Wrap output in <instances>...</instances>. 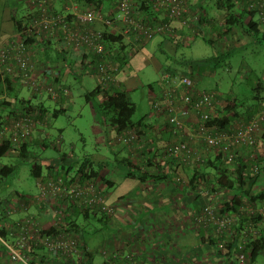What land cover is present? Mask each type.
<instances>
[{
    "label": "built area",
    "instance_id": "2783aa9c",
    "mask_svg": "<svg viewBox=\"0 0 264 264\" xmlns=\"http://www.w3.org/2000/svg\"><path fill=\"white\" fill-rule=\"evenodd\" d=\"M142 2L147 3L150 11L141 7ZM189 2L190 0H121L115 8H109L104 14L93 5L81 4L75 0H30V18L23 23L21 29L0 40L2 80L9 75L19 86L28 87L32 92H46L56 98L58 94L52 84L54 74H45L40 79V74L48 68L42 69L40 74L36 68V64L47 59L41 41L43 38H51L65 53L71 54L80 48H89L102 56L97 64L88 61L87 67L78 63L77 68L83 67L87 73L93 70L102 89H108L112 84L121 83L122 79L119 63L115 59L119 48L117 44L115 49L107 47L105 33L124 36L129 57H133L135 51L141 48L140 43H147L163 35L177 37L184 26L190 28L193 22L196 23L199 20L198 11H194ZM259 4L263 7L261 13L264 14V1L258 0ZM254 6L255 3H251V7ZM98 23L102 26L98 27ZM28 38L34 39V42L28 44ZM59 87L61 93H70L66 85L61 84ZM1 97L2 95L0 99ZM226 105L228 101H221L216 92L198 88L189 72L165 71L161 73L158 88L153 95L151 113L161 120L167 139L162 140L159 145L154 137L147 139L144 134L146 131L140 133L138 130L128 129L117 136V141L130 149L137 146L140 153L146 141L151 142V157L164 156L163 163L175 164L180 173L183 172V166L188 170L201 168L217 155H223L225 164L231 169H235L240 156L249 161L247 174H260L262 170L256 145L264 128V110H238V114L225 127L207 126L205 122L211 118V114L218 111L217 108L225 112ZM33 124L34 117L28 115L19 117L10 125L0 124V141L9 138L17 146L21 139L30 140L35 131ZM180 182L190 184L189 180ZM197 182L198 180L194 184ZM38 187L39 194L32 197L31 201L42 206L49 200L46 206L54 213L53 217L43 221L31 213L26 214L27 205L23 201L16 198L4 201L0 210V264H57L49 257L56 255L59 260L67 261L71 255L78 258L82 254L77 238L67 236L68 233H42L45 227L49 229L56 224L58 218L55 217L63 213V210L54 208L58 196L76 202L82 208L97 209L109 217L116 213L115 203L109 200L102 180L97 177L83 178L81 175L71 174L60 176L56 180L39 181ZM232 192L225 189L216 191L205 182L196 187L193 194L198 197L201 208L196 213L195 220L197 227L209 230L218 240V247L225 250L226 242L223 238L231 235L233 225L238 224L241 218H246L245 228L240 230V240L234 247L232 264H251L245 245L247 240L258 237L264 230V200L247 201L233 213L221 210L222 200L228 199ZM138 226L137 231L141 235V226ZM133 239L135 244V238ZM212 250L216 251L214 245ZM139 251H128L118 263L138 264L135 257ZM103 253L112 259L113 248H105ZM140 260L143 261V257Z\"/></svg>",
    "mask_w": 264,
    "mask_h": 264
},
{
    "label": "trees",
    "instance_id": "16d2710c",
    "mask_svg": "<svg viewBox=\"0 0 264 264\" xmlns=\"http://www.w3.org/2000/svg\"><path fill=\"white\" fill-rule=\"evenodd\" d=\"M75 1H79L81 4L85 5H93L95 8L105 14L109 10V8H115L121 0L116 3L111 2L109 5L104 3L105 0ZM201 1L203 3L204 0ZM261 1L263 2L264 0ZM251 3H255L256 6L251 7ZM215 5L221 9H226V14L223 17L224 24H221L222 27H218V25H216L217 28L214 27L217 29L218 38H223L224 36L235 32L236 29L237 32L242 33L244 37H248L255 41L258 40L259 42L264 40V14L261 13L263 7L260 4L258 5V0H216ZM141 7L145 10L150 11V7H148L147 3L145 2H142ZM200 7L201 8L197 9L199 20L196 23L193 22L190 28H185L184 26V28L180 31L179 35L175 39L169 35H164V37L173 41L174 43L179 44V42L175 40L181 38L180 36H182V39L192 38L186 37L185 35V33L188 32L186 31L188 28L189 30L196 31L193 34L194 38L203 37L204 40L210 43L216 42L217 39L208 36L211 34L212 31H214V28L211 29V26L206 28L204 27V25H202L203 22H206L205 20L206 17H208V13L206 14L204 11H201V9H204V6L201 5ZM30 16L31 12H29L17 21V30L22 28L23 23H25L26 20L30 18ZM208 29L210 30L209 33ZM104 38L108 43L107 47L109 46L111 49H115V45L117 44V47L119 49L116 53L115 59L119 63L120 70H122L127 66L130 61V57L127 51L128 44L125 42L124 36L113 33H105ZM26 42L28 44H31L34 42V39L28 38ZM41 43L43 46L42 49H44L45 52L44 55L47 57V59L45 61L39 62L38 65L36 64L37 73L40 74L42 69L48 68L47 71L40 74L39 78L42 79L45 74H54L53 76L55 83L59 82V80L61 79V84L66 85V83L62 82L64 79V68H66V66H64L65 62L67 63L71 60V63L67 65V67L75 66L77 68L78 63H81V66L87 67L88 61L90 63L92 62L94 64H97V62L102 59V56L100 57L99 55L95 54V52L89 48H80L77 51L72 52L71 54L65 53L61 50L58 44H55L52 41L51 38H43ZM248 43L249 42H246V44ZM162 50L163 49H161V51ZM139 51L140 50H136L134 55L139 53ZM74 55L75 57H73ZM57 61L62 62V66L59 67V65H57ZM181 62L182 63L178 65L186 66L183 69H186L185 71L189 72L192 75L193 80L197 84V79L194 77L192 69H194V65H199V62L187 60H181ZM176 68L179 69V67H177V65L175 64L160 66L161 73L165 71L177 73L178 71L176 70ZM80 70L85 72L83 67H81ZM73 71L76 72L74 68L72 69V72ZM54 82L52 84L55 87L58 95L56 98H54L51 94H48V97L53 98L55 100H59L62 99L64 96L67 97L72 94L71 88L66 85L67 88L70 90V93L62 97L60 87L56 86ZM21 87L23 86H19V84H16L14 81H12L9 75H6L3 80L2 76L0 75V95H2L0 99V124L10 125L13 124V121L15 122L17 119H19V117L27 115L32 116L34 117V135L31 137L30 140L21 139L20 143L17 146L14 145L9 138H6L4 141H0V157L6 154L17 153V155L21 156L24 159H32V172L37 178V183L39 181H48L50 179L56 180L60 176L64 177L74 174L79 176L81 175L83 178L97 177L98 179L106 181L109 185L107 180L108 178L106 177V175L102 174L101 169L104 168L102 164L95 165V163L92 162L89 157L76 158V156H72L71 154H67L65 152H62L60 154V157L53 159L48 164L47 173L44 174L41 169L40 160L35 157V152L31 151V146L40 143L42 147H48L52 144L46 142V138H48V130L46 129H48V126L50 125L51 111L45 106L43 102L44 100H42V98L43 94L46 95L47 93H38L35 91L32 92L30 90L31 97L26 98L20 95ZM127 87L128 86H126V84L121 81V83H117L115 85L112 84V86L108 89H102L101 85L98 83L95 89L86 93L87 101L92 103V108L95 115H100L102 117V120H104V124L106 126L105 130L110 129L114 132V139H117V136L120 133H123L128 129H133L134 131L138 130V132L143 133L144 131H146L145 127L149 125L146 122V119L135 120L133 118L137 110V106L132 100ZM150 88L153 89L155 87L150 85ZM253 89L254 91H256L255 98L257 99V101H259L258 104L263 105V108L261 110H264V82H257ZM33 98L37 101L34 102ZM236 100L237 98L233 100L227 99L228 105L224 107L225 112H223V110H221L220 108H217L218 111H215V113L211 114V118L207 120L205 124L210 127H225L227 124H229L231 120L235 117V115L238 114L239 108L237 107ZM255 109L258 108L255 107ZM62 111L64 112L65 109H56L54 110L52 115L55 117L59 115ZM259 137L260 140L258 142V145H256L258 150L264 144V128L261 131ZM52 146L55 149L60 150V146L56 144H52ZM124 146L126 147L127 145ZM133 147L135 148L130 149L127 147L129 151L132 152V154H129L130 158H124L125 166L129 170L128 174L132 177H136L138 181L142 182L143 184L149 179L161 180L162 178H164L160 170L157 169V165H154L150 152H147L145 150L147 148V144H145L142 153H140L139 148H136L137 146L134 145ZM146 153H149L151 158H147L145 155ZM257 154L261 162V156L263 153H261V150H259V153L257 152ZM223 158V155H217L216 157L202 165L201 168L195 167L191 169L192 171H194L195 169L199 170L198 173H196L192 176L191 179H189L190 185L194 188V190L196 189V187H199L200 184H204L205 182L206 184H209V186H211L212 188L218 186L219 189L233 191L232 193H230L228 199L224 198L222 200L221 205V210L228 211L231 213L237 211L241 204L246 203L247 201L256 202L258 200H264V187L260 189L256 188V184L260 179L259 177L261 173L253 175L247 174L249 172L250 166L249 161L243 160L240 156L237 158V162L235 163V169H231L230 167H228V165L225 164ZM36 159L39 160V164ZM0 166L1 184L6 180V178L10 174H12L16 170V166L13 164H0ZM207 167H212L215 172L214 170L213 172L206 170ZM197 180V183L199 185H197V183L194 184V182H196ZM195 193L197 195L198 191H196ZM16 194L17 196L14 198L23 201L27 205L26 214L31 213L32 215L39 217L43 221L52 219L54 213L52 214V210L48 206H46V204L50 202L49 200L44 202L46 204L42 205V207L39 204L33 203L31 201L32 197L35 196L32 195V197H26L25 194L19 192H16ZM195 197L196 196H194V198ZM11 199L13 198H8L9 201ZM195 200L197 201L200 209L201 204L198 201V197H196ZM4 201L5 198L3 199L0 194V210ZM32 205L33 210L31 211L30 209ZM129 206V218L131 217V220L135 221L137 224H141L138 219L139 211H135L134 209L136 208L131 205ZM43 208H45V210ZM54 208H59L60 210H63V213L62 215H58L57 217H55L56 219L58 218V222L56 224L51 225L49 229L45 227L44 229H42V233H54V235L61 234V232L65 233V235L68 233L67 236L77 238L79 247L82 250L80 251V253L82 254L78 255V258L75 257V255H71L67 261L59 260L56 255H52L49 258L54 263L96 264V253H100L102 255V260L100 264H119L118 261L122 256L127 254L130 250L137 249L140 251L136 253L135 261L138 264H143V261L140 260L143 256V249H139L137 245L134 244L133 239L136 238L137 235H139V232L136 235L133 232L131 239L126 240V243L128 241L129 243H131V249L125 250V247L122 245H113L114 242H112L111 238L109 237H104L102 240L100 239V242H98L99 248L95 249L89 244L88 240L91 237L92 240L95 239L93 236L98 234L96 233V231H98L99 228L94 223V221H99L102 225L100 228L106 232V230L108 229L106 222L109 216L103 215V213L99 212L97 209L92 210L89 208H82L76 202L67 201L66 198H61V196H58L55 200ZM81 216H83L87 225L84 223H80L79 218ZM246 220V218H241L238 224L233 225L231 235L223 238L226 242V251L221 250L218 247V240L216 239L217 242L214 245V247L216 248V252L221 253L225 261L229 256L233 255L234 247L236 246V243L240 240V230L245 228ZM138 228L139 226H136L135 231L139 230ZM263 231L264 230L261 231L258 237L254 239L250 238L249 240H247V243L245 245V251H247V257L251 264H258L260 258H262V264H264ZM87 233L88 238L86 239ZM99 234L101 235V238L104 235V233ZM110 247L113 248V256H111L112 259H110L109 257L107 258L103 253V249H109ZM38 252L40 253V251Z\"/></svg>",
    "mask_w": 264,
    "mask_h": 264
},
{
    "label": "rangeland",
    "instance_id": "374dc122",
    "mask_svg": "<svg viewBox=\"0 0 264 264\" xmlns=\"http://www.w3.org/2000/svg\"><path fill=\"white\" fill-rule=\"evenodd\" d=\"M118 1L119 0H105L104 3L109 5L111 2L116 3ZM199 1L200 6H204L209 16L216 19L218 27H222L221 23L226 14V9L217 7L215 5L216 0H204L203 3L201 0H190L189 3L194 8V11L198 9L195 7V4L199 7ZM16 2L17 0H0V12L2 14L0 19H3V16L11 12V10H15L16 12V10L19 9V12L17 11L19 14L21 11L28 10L27 4H24L22 9L14 8ZM17 5L20 6L21 3L16 4V6ZM6 6L8 8H5ZM2 23L3 22L0 20V25H2ZM216 28L208 35L209 37L217 39L214 43L204 40L203 37L194 38L193 34L196 31H189L187 29L186 31L188 32L185 33V35L186 37H192L190 39H182V36H180L181 38H178L179 40H175L178 41L179 44L171 40L167 41L163 46V51L160 49L154 50L155 47H153L152 52L144 50L139 52L138 56L135 57L134 55V59L132 55H130V61L125 67V70L130 77L127 89L137 106V110L133 116L135 120L153 119L151 103L153 95L158 88V82L161 76L159 67L162 65L175 64L179 67V69L176 68V70L181 73L184 71L183 68L186 67L178 65L182 63L181 60L199 62V65H194V69H192L193 75L197 79L196 85L198 88L216 92L218 98L224 102H226L227 99L233 100L237 98L236 102L239 111L252 112L257 110L255 107L258 109L263 108V105H259V101L255 98L256 91H254L253 87L259 81L264 82V40L259 42L258 40L255 41L248 37H244L243 34L238 33L236 29L235 32L223 38H218ZM209 31L208 29V33ZM172 38L175 39L176 37ZM0 40H3L2 36ZM246 42L249 43L246 44ZM139 57H142L143 60L139 65H136L135 60ZM57 62L59 67L62 66V62ZM90 72H93V70ZM64 76L65 78L62 82L66 83V85L71 88L72 94L65 97L64 95L66 94L62 93L61 96L64 97L59 100L48 97V94H43L42 98L45 106L51 111L46 142L60 146V150L55 149L52 144L48 147H42L40 143L31 146V151L35 152V157L40 160L41 169L44 173L47 171L48 164L53 159L60 157L62 152H72L78 156L77 158L84 157L86 154L91 156L99 154L112 160H115L116 155L122 154L118 151V148H114L115 146L113 144L108 145L107 143H103V140L99 142L97 138L100 134L96 133L94 125H98L103 133H105L106 126L100 115L95 116L92 103L87 101L86 93L95 89L99 80L96 79L93 73L89 74L84 71L78 73L65 72ZM124 83L126 84L125 81ZM55 84L56 86L61 85V79ZM150 85L155 88L151 89ZM20 95L26 98L31 97L30 89L21 87ZM33 101L36 102L37 100L33 98ZM61 108H64L65 111H62L59 115L54 117L52 115L54 110ZM59 128L63 130L60 132ZM144 134H146V132ZM150 137H154V135L151 134L148 138ZM153 139H155V137ZM38 159L36 160L39 164ZM0 164H13L16 166V170L0 184V194L3 199L5 198V201L8 200V198L16 197V192L23 193L26 197L39 194L37 178L32 172V159H24L17 155V153L6 154L0 157ZM123 168L127 169L125 166ZM206 170L213 172L214 169L212 167H207ZM198 172L199 170L195 169L194 171H190V174H187L185 171L180 173L179 169H177L175 171L177 183L181 185V180L186 182ZM259 178H261V176ZM258 182H260V180H258ZM214 189L216 191L220 190L218 186ZM192 198L194 199V194ZM30 210H33V205ZM79 221L80 223L86 224L83 216L79 218ZM94 223L99 228L98 231H96L98 234L93 236L95 239L92 240L91 237L88 240L93 248L98 249V241L101 239L99 233H105V231L100 228L102 225L99 221H94ZM87 238L88 233L86 234V239ZM101 257L102 255L100 253H96V264H100L102 260ZM210 260L213 264H219L216 257H210ZM258 264H262V258L259 259Z\"/></svg>",
    "mask_w": 264,
    "mask_h": 264
},
{
    "label": "crops",
    "instance_id": "0c3cea01",
    "mask_svg": "<svg viewBox=\"0 0 264 264\" xmlns=\"http://www.w3.org/2000/svg\"><path fill=\"white\" fill-rule=\"evenodd\" d=\"M19 3H21V5H17L19 6L17 7L16 4ZM24 4L28 5V10L21 11L19 14L18 8L22 9ZM15 7L18 9L16 12L15 10H11V12L3 16V19H0L3 22L2 25H0V37L2 36V38L7 37L9 33L12 34L15 32L17 30V21L32 11L30 0H17L14 5V8ZM195 7L198 9L201 8L200 3L199 7L196 4ZM5 8L8 7L6 6ZM201 11H204L206 14L208 13L205 8L201 9ZM1 16L2 14L0 12V17ZM205 21L206 22H203L202 25L206 28L211 26V29H213L217 25L216 19L209 16V14ZM221 24H224L223 20ZM97 26L101 27L102 25L98 23ZM167 41L170 40L163 35L154 40H150L148 43H140L141 49L138 50H140L139 52L144 50L152 52L153 47H155L154 50H161ZM138 55L139 53H137L135 57ZM142 60V57L137 58L135 64L139 65ZM70 63L71 60L67 63L65 62L64 65L66 68L64 70V75L65 72H72L73 68L77 73L81 72V70L75 66L67 67ZM185 70L186 69H184V71ZM120 77L122 82L124 83L125 81L126 86H128L130 77L125 68L121 70ZM152 118V120H146L149 125L147 124L148 126L145 127V135L147 139H149L148 137L153 134L155 141L161 143L162 140L167 139V135L162 129L163 124L161 120L157 119L154 115ZM94 128L96 133L100 134V136L97 137L99 142L103 140V143H107L108 145L113 144L115 146L114 148H118V151L122 153L116 155L115 160L99 154L94 156L86 154L84 156L89 157L95 165L102 164V166H104V168L101 169L102 174L106 175L109 183L108 185L106 181L102 180L105 186L104 190L109 200L115 203L116 206V213L107 219V233H104L101 240L104 237H109L111 241L114 242L113 245H122L125 247V250L131 249V243H129V241L126 243V240L131 239L133 232L135 235L138 233L135 229L136 226L139 225L131 220V217L129 218L128 207L131 205L136 208L134 209L135 211H139L138 219L141 223L140 226L143 234L137 235L135 244L140 249H143L142 257L144 264H213L211 263L210 257H216L219 264H232V256H229L225 261L221 253L212 250L213 245H215L217 241L211 232L203 227H197L195 215L199 210V205L195 198H192L194 188L191 187L190 184L183 185L181 183L180 185L177 183L175 171L178 168L175 164L173 165L170 162L163 163L164 156L160 158L152 156L154 165H157V169L160 170L164 178L161 180L149 179L143 184L139 182L136 177H132L128 174V168H123L125 166L124 158H130L129 154H132V152H130L124 144L119 143L117 139L113 138L114 132L112 130L108 129L103 133L98 125H94ZM61 129L62 128H59L60 132L63 130ZM46 130H49V128ZM146 144L147 151L149 152L152 150L151 146L153 144L147 141ZM157 147L158 146H156V148ZM259 150H261L263 154L261 156L262 163L260 162L262 165L261 178L259 179L260 182L257 183V189L264 187V144ZM67 154L76 156V158L78 157L72 152H68ZM145 155L147 158H151L149 153ZM183 168V171L187 174H190V171H192L191 169L188 171L186 166H183ZM166 254L169 255V257H167Z\"/></svg>",
    "mask_w": 264,
    "mask_h": 264
}]
</instances>
